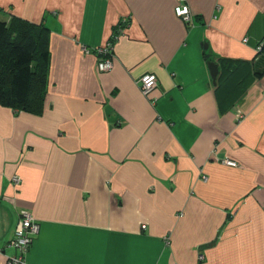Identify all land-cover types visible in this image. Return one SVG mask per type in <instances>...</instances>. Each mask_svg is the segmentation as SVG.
Listing matches in <instances>:
<instances>
[{
  "label": "crops",
  "instance_id": "crops-1",
  "mask_svg": "<svg viewBox=\"0 0 264 264\" xmlns=\"http://www.w3.org/2000/svg\"><path fill=\"white\" fill-rule=\"evenodd\" d=\"M12 15L51 55L42 113L0 104V264L24 210L23 264H264V0H0Z\"/></svg>",
  "mask_w": 264,
  "mask_h": 264
},
{
  "label": "trees",
  "instance_id": "trees-1",
  "mask_svg": "<svg viewBox=\"0 0 264 264\" xmlns=\"http://www.w3.org/2000/svg\"><path fill=\"white\" fill-rule=\"evenodd\" d=\"M128 24L121 19L114 26L110 38L112 44ZM46 31L47 26L43 22H30L16 15L10 19L0 17L1 105L35 114L43 112L51 55L48 36L44 35ZM257 48L264 51V39ZM96 53L100 60L107 56ZM257 73L263 74L264 70Z\"/></svg>",
  "mask_w": 264,
  "mask_h": 264
},
{
  "label": "built area",
  "instance_id": "built-area-1",
  "mask_svg": "<svg viewBox=\"0 0 264 264\" xmlns=\"http://www.w3.org/2000/svg\"><path fill=\"white\" fill-rule=\"evenodd\" d=\"M175 12L185 20L191 19V10L188 4L178 3L175 6ZM128 17H124L123 21L127 22ZM114 44L107 42L106 45L100 46L95 50L100 54H107V56L98 61V67L101 70L109 71L113 68V60L111 57V51ZM260 48V46L258 47ZM141 88L143 92L148 93L157 84V75L153 72H148L140 77ZM225 161L229 164H236V162L226 158ZM40 224L36 221L33 215L29 211H22L20 213V219L15 227V235L9 241V245L13 246L19 251L18 255L10 256L8 264H23L24 253L29 249L32 244L35 235L39 232Z\"/></svg>",
  "mask_w": 264,
  "mask_h": 264
},
{
  "label": "water",
  "instance_id": "water-1",
  "mask_svg": "<svg viewBox=\"0 0 264 264\" xmlns=\"http://www.w3.org/2000/svg\"><path fill=\"white\" fill-rule=\"evenodd\" d=\"M207 47H208V44L205 43L204 48H207ZM208 66H209V70H210L212 78L214 79V81H216L217 74L219 71L218 63L211 60V61H208Z\"/></svg>",
  "mask_w": 264,
  "mask_h": 264
},
{
  "label": "rangeland",
  "instance_id": "rangeland-1",
  "mask_svg": "<svg viewBox=\"0 0 264 264\" xmlns=\"http://www.w3.org/2000/svg\"><path fill=\"white\" fill-rule=\"evenodd\" d=\"M48 12H50V10H48ZM48 12H45V14H44V15L48 14Z\"/></svg>",
  "mask_w": 264,
  "mask_h": 264
}]
</instances>
